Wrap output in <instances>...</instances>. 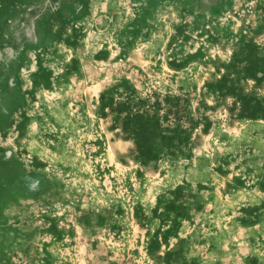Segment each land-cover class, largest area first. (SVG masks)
<instances>
[{"label":"rangeland","instance_id":"374dc122","mask_svg":"<svg viewBox=\"0 0 264 264\" xmlns=\"http://www.w3.org/2000/svg\"><path fill=\"white\" fill-rule=\"evenodd\" d=\"M0 264H264V0H0Z\"/></svg>","mask_w":264,"mask_h":264}]
</instances>
